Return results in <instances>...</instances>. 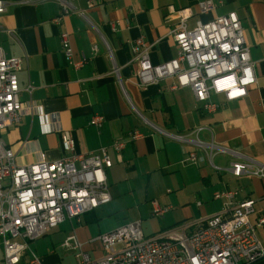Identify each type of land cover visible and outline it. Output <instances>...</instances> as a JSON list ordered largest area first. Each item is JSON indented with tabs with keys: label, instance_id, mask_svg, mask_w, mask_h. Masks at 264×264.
I'll return each instance as SVG.
<instances>
[{
	"label": "crops",
	"instance_id": "0c3cea01",
	"mask_svg": "<svg viewBox=\"0 0 264 264\" xmlns=\"http://www.w3.org/2000/svg\"><path fill=\"white\" fill-rule=\"evenodd\" d=\"M0 1L6 3V13L0 15V48L8 58L26 59L18 73L19 98L33 109L18 125L1 132L16 164L36 163L42 155L49 161L62 159L63 133L74 140L76 153L100 156L104 150L112 162L106 170L108 204L85 214L79 222L66 221L46 239L30 243L42 264H63L65 256L73 253L62 248L71 235L84 243V251L93 259L101 258L98 236L131 222L146 224L147 237L182 225H190L193 233L222 210L223 202L214 199L217 192L238 191L239 200L255 201L251 220L264 217V178L234 177L228 169L240 159L219 154L211 164L193 143L169 137L215 142L264 163V0H224L207 15L200 14L198 0H94L93 7L88 0H67L73 9L59 25L53 23L62 13L58 0ZM170 8L191 10L189 28L230 12L238 15L256 65L257 84L246 98L227 102L223 95L211 94L210 100L218 108L208 114L196 106L191 89L170 90L173 79L138 86L139 64L133 62L131 50L134 41L144 40L154 65L178 56L172 31L179 20L170 14ZM63 35L69 39L73 59L87 61L79 70L65 57ZM96 115L105 119L101 128L90 125ZM199 128L203 130L197 135ZM135 132L142 137L133 139ZM115 142L124 143L122 152L115 150ZM191 150L203 161L189 162ZM155 204L167 211L153 228L148 223L157 218L152 215ZM103 222L110 225L96 228ZM257 234L264 248V227ZM30 260L28 252L19 264ZM3 261L0 239V264ZM255 264H264V258Z\"/></svg>",
	"mask_w": 264,
	"mask_h": 264
},
{
	"label": "built area",
	"instance_id": "2783aa9c",
	"mask_svg": "<svg viewBox=\"0 0 264 264\" xmlns=\"http://www.w3.org/2000/svg\"><path fill=\"white\" fill-rule=\"evenodd\" d=\"M62 13L53 20L59 25L73 6L67 0H58ZM224 0H198L200 14L216 10ZM89 7L94 0H88ZM6 13V3L0 1V15ZM170 14L179 20L172 37L178 47V56L163 64L154 65L149 58V47L142 38L131 44L133 62L139 64L136 74L138 86L146 88L173 79L169 89L192 90L196 106L212 114L217 104L211 94L223 95L227 102L242 100L249 89L257 84L255 63L246 43L245 31L235 12L214 18L208 22H196L189 28L190 9L174 10ZM63 51L72 68L81 69L86 59L75 61L67 35H63ZM97 52V47L94 48ZM114 63L113 52L107 46ZM25 58H8L0 48V239L4 249V264H19L28 252L29 264H42L30 249V243L48 234L66 221L77 220L111 201L106 170L112 162L104 150L102 155L78 154L75 142L67 134H61L64 156L49 161L42 155L40 161L18 166L14 152L1 137L8 127L18 125L23 117L32 114V107L25 106L19 98L18 73L23 69ZM119 78V70L114 67ZM28 91H32L29 86ZM102 116L96 115L90 125L101 128ZM202 128L195 131L197 135ZM142 135L133 133V139ZM177 141L194 144L204 151L211 164L219 154H230L240 159L228 169L234 177L245 174L264 178V163L256 162L238 152L217 144L191 140L184 136H171ZM113 147L122 152L123 142ZM188 161L202 162L196 150L188 154ZM238 191H222L214 195L223 202L222 210L205 220L193 233L190 225L161 232L153 237L144 234L141 222H131L96 239L103 256L93 259L84 251V243L75 235L62 244L73 252L77 264H255L264 258V248L258 238V230L264 227V217L255 222L253 199H238ZM167 208L155 204L153 217H161Z\"/></svg>",
	"mask_w": 264,
	"mask_h": 264
},
{
	"label": "rangeland",
	"instance_id": "374dc122",
	"mask_svg": "<svg viewBox=\"0 0 264 264\" xmlns=\"http://www.w3.org/2000/svg\"><path fill=\"white\" fill-rule=\"evenodd\" d=\"M160 220H161V219H159L158 217H157V218H153V221L149 222V223H148V226L153 227V228H156V227L159 225ZM107 225H110V224H106L105 222H103L102 224L100 223L99 226L96 225V228L100 227V228L103 230V229H105V228L107 227ZM113 225H116V226H113ZM119 225H121V224H120V223H119V224H112V227H110V228L117 227V226H119ZM145 226H147V225L144 224V226H142V227H143V231H145V233H147L146 230H145ZM100 228H99V229H100ZM108 229H109V228H108ZM49 232H50V231H49ZM49 232H48V233H49ZM145 233H144V234H145ZM148 235H149V234H148ZM148 235L146 234V236H148ZM47 236H48V234H47L46 236H44L43 238L46 239ZM43 238H42V239H43ZM63 264H77V261H76V258H75V254H74V253H71V254L69 253V254H67V255L65 256V258H64Z\"/></svg>",
	"mask_w": 264,
	"mask_h": 264
}]
</instances>
